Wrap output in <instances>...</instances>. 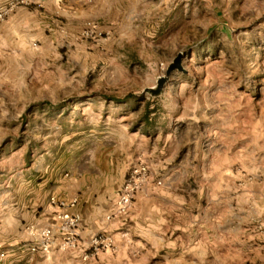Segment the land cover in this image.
<instances>
[{"label":"rangeland","instance_id":"374dc122","mask_svg":"<svg viewBox=\"0 0 264 264\" xmlns=\"http://www.w3.org/2000/svg\"><path fill=\"white\" fill-rule=\"evenodd\" d=\"M23 1L0 0V264L59 191L114 213L140 163L92 264H264V0Z\"/></svg>","mask_w":264,"mask_h":264},{"label":"built area","instance_id":"2783aa9c","mask_svg":"<svg viewBox=\"0 0 264 264\" xmlns=\"http://www.w3.org/2000/svg\"><path fill=\"white\" fill-rule=\"evenodd\" d=\"M14 1L17 4L24 2L23 0ZM13 8L11 6L0 9V20L4 19ZM148 181L149 167L144 163H140L134 167L117 194L114 213L108 215L106 220H111L115 215L121 216L126 214L132 206L138 189L142 184L148 183ZM157 184L161 185V182L159 181ZM78 202L77 197L69 199L51 198V204L58 209L55 222L51 226L41 229L33 226L29 228V236L33 243L30 249L31 252L49 254L54 249H57L61 253H73L79 250L81 244L79 229L82 223V216L74 210ZM99 245L100 242L97 237L90 240L87 243V249L84 251L83 260H88V251L91 249L97 250Z\"/></svg>","mask_w":264,"mask_h":264},{"label":"crops","instance_id":"0c3cea01","mask_svg":"<svg viewBox=\"0 0 264 264\" xmlns=\"http://www.w3.org/2000/svg\"><path fill=\"white\" fill-rule=\"evenodd\" d=\"M56 195L63 199L77 197L72 194L67 195L66 192L62 191L57 192L54 196ZM78 200V205L74 210L82 216L80 233L82 239L85 240L82 244H80L78 251L73 253H61L57 249H54L49 254L33 253L30 250L33 246L32 242L25 244L15 243L2 264H92V258L86 261L83 260L84 251L87 249L86 238L90 236L93 231H99L102 229L106 213L94 202H88L86 203V206L83 207L81 200ZM57 211L58 209L54 210V214ZM54 219L55 216L53 215L52 221H54Z\"/></svg>","mask_w":264,"mask_h":264},{"label":"water","instance_id":"95a60500","mask_svg":"<svg viewBox=\"0 0 264 264\" xmlns=\"http://www.w3.org/2000/svg\"><path fill=\"white\" fill-rule=\"evenodd\" d=\"M177 67L180 68V59H178V60L176 61V63H175L174 65H172V67H171L170 70H169V73H170L171 71H173V70H174L175 68H177ZM169 73H168V74H169ZM164 84H165V80L163 79V80L160 81L158 88L155 89V90H153V94H154V96L158 97V96H160V95L162 94V89H163Z\"/></svg>","mask_w":264,"mask_h":264}]
</instances>
